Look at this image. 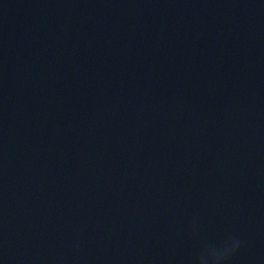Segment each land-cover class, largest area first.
I'll return each instance as SVG.
<instances>
[{"label":"water","instance_id":"95a60500","mask_svg":"<svg viewBox=\"0 0 264 264\" xmlns=\"http://www.w3.org/2000/svg\"><path fill=\"white\" fill-rule=\"evenodd\" d=\"M226 237L264 264V0H0V264Z\"/></svg>","mask_w":264,"mask_h":264},{"label":"clouds","instance_id":"9594fccd","mask_svg":"<svg viewBox=\"0 0 264 264\" xmlns=\"http://www.w3.org/2000/svg\"><path fill=\"white\" fill-rule=\"evenodd\" d=\"M239 247V242L233 240L231 237H226L218 247L206 246L197 257L196 264H202L203 257L208 254L210 256V264H224L235 253Z\"/></svg>","mask_w":264,"mask_h":264}]
</instances>
